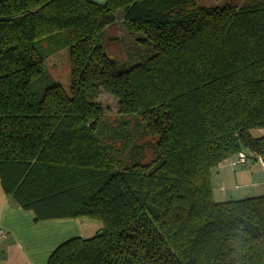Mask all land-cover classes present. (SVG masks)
<instances>
[{"label": "trees", "instance_id": "16d2710c", "mask_svg": "<svg viewBox=\"0 0 264 264\" xmlns=\"http://www.w3.org/2000/svg\"><path fill=\"white\" fill-rule=\"evenodd\" d=\"M121 11L135 45L153 49L129 67L100 43ZM63 32L70 88L34 91L42 43ZM101 91L132 121L103 120ZM253 130H264V0H0L3 190L36 222L102 223L48 264H264V196L216 202L211 182L241 152L264 158Z\"/></svg>", "mask_w": 264, "mask_h": 264}, {"label": "crops", "instance_id": "0c3cea01", "mask_svg": "<svg viewBox=\"0 0 264 264\" xmlns=\"http://www.w3.org/2000/svg\"><path fill=\"white\" fill-rule=\"evenodd\" d=\"M91 1L98 4L106 2ZM259 131L264 137V130ZM245 152L252 155L249 151ZM251 155H246L247 165L237 164L238 156H235L212 173L216 202L264 196V164ZM35 218L33 212L24 211L10 200L0 181V228L7 232L0 246L2 264H48L53 252L62 244L75 238H91L102 229L99 227L91 233L83 218L42 222H36Z\"/></svg>", "mask_w": 264, "mask_h": 264}, {"label": "rangeland", "instance_id": "374dc122", "mask_svg": "<svg viewBox=\"0 0 264 264\" xmlns=\"http://www.w3.org/2000/svg\"><path fill=\"white\" fill-rule=\"evenodd\" d=\"M245 1L247 0H196V5L206 8H219L226 5L240 6ZM136 39L137 35L130 33L123 24V13L121 11L118 13L117 22L105 30L100 43L112 59H115L122 64L124 63L126 67H129L130 65H134L141 61V58L138 59L136 55L139 54L140 57H149L153 53L151 45L144 48L137 47L135 45ZM43 47L46 49L45 52H43ZM68 48V36L66 32L54 37L50 41L47 40L42 43V52L47 57L45 60L46 73L45 76L38 79H42V81L37 80L38 82H35L36 84L34 83V91H43L46 86L57 84L61 85L65 90L70 88V57ZM132 57L133 59H131ZM97 102L104 110V116L102 119L106 120V122L112 124L113 126H117L121 120H131L130 117H122L119 114L118 99L113 97L111 94L101 91ZM261 132L262 131L259 130H253L252 134L254 137H262ZM245 153L248 156L251 155L247 154V152ZM217 198L218 197L215 199L217 200ZM83 219L88 225V228L91 230V233H94L95 229L102 227V223L99 221H94L89 218ZM100 232L101 230L96 232L95 235Z\"/></svg>", "mask_w": 264, "mask_h": 264}, {"label": "built area", "instance_id": "2783aa9c", "mask_svg": "<svg viewBox=\"0 0 264 264\" xmlns=\"http://www.w3.org/2000/svg\"><path fill=\"white\" fill-rule=\"evenodd\" d=\"M251 157H255L257 159V161H259L261 164H264L263 162V158L256 155V154H253L251 155ZM247 156L246 154H244L243 152H241L239 155H238V161H237V164L239 165H247ZM7 236V232L0 228V246L2 244V242L5 240ZM0 264H2V257H1V254H0Z\"/></svg>", "mask_w": 264, "mask_h": 264}, {"label": "water", "instance_id": "95a60500", "mask_svg": "<svg viewBox=\"0 0 264 264\" xmlns=\"http://www.w3.org/2000/svg\"><path fill=\"white\" fill-rule=\"evenodd\" d=\"M102 234H103V232H100V233H99V235H102Z\"/></svg>", "mask_w": 264, "mask_h": 264}, {"label": "bare ground", "instance_id": "6f19581e", "mask_svg": "<svg viewBox=\"0 0 264 264\" xmlns=\"http://www.w3.org/2000/svg\"><path fill=\"white\" fill-rule=\"evenodd\" d=\"M237 165V164H236Z\"/></svg>", "mask_w": 264, "mask_h": 264}]
</instances>
